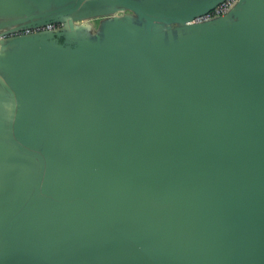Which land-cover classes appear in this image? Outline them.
<instances>
[{
	"label": "water",
	"instance_id": "obj_1",
	"mask_svg": "<svg viewBox=\"0 0 264 264\" xmlns=\"http://www.w3.org/2000/svg\"><path fill=\"white\" fill-rule=\"evenodd\" d=\"M224 1L0 0V264H264V0Z\"/></svg>",
	"mask_w": 264,
	"mask_h": 264
},
{
	"label": "crops",
	"instance_id": "obj_2",
	"mask_svg": "<svg viewBox=\"0 0 264 264\" xmlns=\"http://www.w3.org/2000/svg\"><path fill=\"white\" fill-rule=\"evenodd\" d=\"M100 10H97L96 13H103L104 9ZM124 15L125 13H119L114 16L122 19ZM112 18L111 16L100 14L80 24L91 25L89 39L93 41L97 36H103L106 25ZM21 20L20 18L9 16L8 8L3 7L0 2V32L14 28ZM30 68L28 54L17 52L3 59L0 58V77L9 79L10 83H16L14 86L18 89V93L23 96L22 100L18 102L17 113L12 119L11 97L0 83V138H3L7 134V128L11 122L13 127L16 128V133L21 130H19V126L22 127V131L30 129L31 123L26 121V116L33 105L29 97L30 88L27 85ZM12 83L11 85L13 86Z\"/></svg>",
	"mask_w": 264,
	"mask_h": 264
},
{
	"label": "built area",
	"instance_id": "obj_3",
	"mask_svg": "<svg viewBox=\"0 0 264 264\" xmlns=\"http://www.w3.org/2000/svg\"><path fill=\"white\" fill-rule=\"evenodd\" d=\"M240 0H226L222 4H220L218 7H216L212 12L203 15L201 17H198L193 22L194 23H204L211 21L213 19L222 17L227 15L232 9L235 8V6L239 3ZM62 27L60 24H49L43 27H38L35 29H25L22 31H19L12 36H24V35H31L34 33H39L43 31H55Z\"/></svg>",
	"mask_w": 264,
	"mask_h": 264
}]
</instances>
